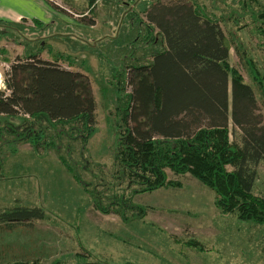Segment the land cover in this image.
<instances>
[{"label":"trees","instance_id":"obj_1","mask_svg":"<svg viewBox=\"0 0 264 264\" xmlns=\"http://www.w3.org/2000/svg\"><path fill=\"white\" fill-rule=\"evenodd\" d=\"M89 1L92 5L96 0ZM257 1L239 3L252 16L264 49V6L256 11ZM145 18L165 46L149 62L128 66L125 82L131 91L117 88L115 160L128 184L138 186L127 200L132 202L137 193L180 187L182 182L171 178L170 170L190 174L211 188L222 214L264 225V195L255 192L258 167L264 162V119L259 112V104L264 105V73L255 59L242 56L249 83L231 65L232 44L222 17L197 0H156ZM243 26L247 23L239 28ZM60 57L44 59L41 51L33 50L16 57L0 88L6 133L14 135V141L24 140L36 153L57 148L64 136L87 144L97 127V101L89 77L63 67L60 61L66 59ZM60 158L68 165L64 156ZM127 200L120 194L122 209L96 205L121 213L125 220L130 208L134 219H145L147 208ZM44 216L40 206H7L0 210V231L31 226ZM184 243L198 252L207 250L193 237ZM79 261L74 264H143L98 257ZM5 264L44 263L37 257Z\"/></svg>","mask_w":264,"mask_h":264},{"label":"rangeland","instance_id":"obj_2","mask_svg":"<svg viewBox=\"0 0 264 264\" xmlns=\"http://www.w3.org/2000/svg\"><path fill=\"white\" fill-rule=\"evenodd\" d=\"M46 1L54 10L60 7L58 4L67 7L69 10L61 6L60 12L65 13L69 21L61 20L59 14L52 16L46 31L50 39L46 35L44 38L31 36V30H27L34 25L29 23L24 30L27 34L21 36L22 41H17L18 46H13L7 41L12 39L7 38L0 42V47L7 45L8 50L14 47L10 50L14 59L22 58L24 52L46 47L44 57L52 59L57 53L51 55L48 50L53 46L58 49L56 42L62 48L65 46L59 37L54 38L55 33L77 38L78 43L71 41L74 49L67 41L66 48L71 47L67 54L71 56L69 62L74 61L76 67L89 71L86 75L97 101L98 122L87 144L64 136L63 142L57 141L59 150L51 148L36 153L30 144L20 139L14 141V135L6 133V118L0 115V210L23 204L40 206L45 211L44 218L34 220L31 226L0 231V263L31 256L40 258L44 264L57 260L74 264L80 262V257L143 264H264V225L240 220L234 214H222L214 203V191L190 174L176 175L169 170L171 178L182 182L180 187L137 193L132 202L127 200L138 186L128 184L115 160L117 88L123 86L122 92L131 91L125 82L128 65L140 64L138 59L148 62L149 54L158 45L164 47L157 29L152 32L155 41H159L155 48H137L135 42L132 48L127 41V37L141 39L148 33L140 16L145 18L146 5L156 0H138L130 9L131 3L126 4L129 0H99L94 6L83 9H76L65 0H57V5ZM197 1L222 17V27L232 44L231 65L252 83L242 56L255 59L264 73V49L252 16L240 8L239 0ZM254 5L256 11L260 10L264 0ZM88 10L89 14L85 15ZM71 21L82 27L76 28ZM244 23L247 26L239 28ZM100 29L106 30L105 35L95 45L92 38ZM82 54L85 57L82 58ZM89 55L92 56L90 62ZM9 69L10 64L0 65L3 77L0 88L4 87L5 73ZM119 81H123V85ZM259 112L264 119L262 103ZM60 155L67 159L68 165ZM255 192L264 195V162L258 167ZM120 194L124 195L126 203L144 205L148 213L145 219H134L130 208L125 210V220L120 217L121 213L97 207L96 204L122 209L118 203ZM190 237L203 243L207 250L191 249L184 243Z\"/></svg>","mask_w":264,"mask_h":264},{"label":"crops","instance_id":"obj_3","mask_svg":"<svg viewBox=\"0 0 264 264\" xmlns=\"http://www.w3.org/2000/svg\"><path fill=\"white\" fill-rule=\"evenodd\" d=\"M65 2L69 3L71 6L76 7V9L77 8L83 9L84 7L89 6V4H90L89 0H65ZM137 2H139V1L138 0H135V1L129 0V2L126 4L129 6L131 3V5L128 7L130 9V8H132V6L135 7V5H137ZM153 3H154V1L153 2L150 1L145 7V11L150 9V7L152 6ZM59 8L54 10L52 8V5L50 6V3L46 0H0V42L1 41L3 42L5 40H7L8 37H10V39H12L13 41L12 40L11 41L7 40V41L11 42V44L13 46H18L19 42L17 43V41H22L21 36H24L25 34H27V33L24 34V30L27 28L25 25H28L29 23H32L34 25L33 28H28L29 30H27L28 32L31 30V32H32L31 36H37V38H44V36L46 35V31L49 29L48 24L51 23V22L50 23H47V22L51 20L52 16L59 14V15H61V20H68L65 13L60 12L61 8L60 9ZM142 15H143V13H142ZM140 18L142 19L143 23H145V24H143V26L144 27L146 26V28H147V29L145 28V31L149 29L148 33H146V35L144 33L143 37L141 39L138 37L134 38L135 36L134 37H127L128 45H131L133 48V42H135L136 43L135 47H137V48L141 47L142 49H145L147 46L155 48V43L156 42L158 43L159 41L157 39L155 41V38H154L155 36L152 35V32H153L152 25L147 23L146 19L143 16L142 17L140 16ZM35 21H36V23H35ZM71 22L73 23L72 25H74L76 28L82 27L81 25H78V24L75 25L76 22H74V21H71ZM97 25H99L98 21L96 22L95 26H97ZM75 30H77V29H75ZM140 30L143 32V29L141 27H140ZM104 31H106V30L97 31L96 32L97 36H93L92 41H94L95 45H96V43H100V40H101L100 38L104 37V35H105ZM156 31L157 30H155V32ZM157 34L159 35L160 33L158 32ZM158 35H157V37H158ZM147 36H149V37H147ZM58 37L62 40L61 42L65 46H63V48H62V45H60L59 43L56 42L58 49H56V46H53L51 49L48 50V53L52 55L56 52L57 57H60L61 55H63L64 59H66V60H61V61L67 62L66 64L63 62L62 63L60 62V64L63 67L68 68V69L73 70V71H79V72L87 74L89 72L88 70H86L83 67H76V64L74 61L69 62V60L71 59L70 58L71 56L69 54H67V51H69L71 49V47L66 48L67 41L68 42L74 41L75 43H78L79 40L77 38L72 37V36L71 37H64V34L55 33L54 38H58ZM130 38H134V39L130 40ZM148 38H149V40L146 41L145 39H148ZM144 41H146L148 43L145 45L143 43ZM48 42L50 43L51 40H48ZM72 42H71V46H72V49H74ZM142 44H144L145 46L143 47ZM164 46H165V43H164ZM7 48H8L7 45H1V47H0V49L2 50L1 54H0V65L1 66H3L4 64H10L13 61V59L15 58V57H12L11 53H10V50H14L15 48L13 47V49L11 48L10 50H8ZM53 48L56 50H53ZM129 48H130V46H128V49ZM163 48L164 47H162V45L161 46L158 45V47L156 49H154L151 52V54H149L150 55L149 61L152 59L153 55L156 52L161 51ZM46 49H47L46 47L40 49V51L43 50V51H41V57L44 59H48V60L54 59L53 55H52V57H53L52 59H50L47 56L44 57V55H45L44 52L46 51ZM83 51H85V50H83ZM85 52H89V51H85ZM83 54L81 55L82 58L85 57V55H83ZM139 57H140V55H139ZM88 58H89L88 62H90L92 56L89 55ZM8 59L10 60V62H7ZM138 60L140 61V63H145V60H143V61H141V59H138ZM82 62H84V59L81 60L80 63H82ZM15 229H18V228H15ZM11 231H13V230H11ZM29 258H34V257H31V256H28L26 258L25 257H19V258H15L13 260H9V261H6V262L0 263V264H5L8 262L18 260V259H29Z\"/></svg>","mask_w":264,"mask_h":264},{"label":"built area","instance_id":"obj_4","mask_svg":"<svg viewBox=\"0 0 264 264\" xmlns=\"http://www.w3.org/2000/svg\"><path fill=\"white\" fill-rule=\"evenodd\" d=\"M50 1H53L56 5L58 4V1L57 0H50ZM99 0H96V3L98 2ZM96 3H94V4H96ZM94 4L92 5V6H94ZM58 6H62L63 8H65V9H68L67 7H64L63 5H60V4H58ZM61 7V8H62ZM69 10V9H68ZM72 14L73 15H75V16H77V15H79V14H77V13H75V12H72ZM89 14V10L87 11V12H85V15H88Z\"/></svg>","mask_w":264,"mask_h":264},{"label":"clouds","instance_id":"obj_5","mask_svg":"<svg viewBox=\"0 0 264 264\" xmlns=\"http://www.w3.org/2000/svg\"><path fill=\"white\" fill-rule=\"evenodd\" d=\"M2 81H3V77L2 75H0V84H2Z\"/></svg>","mask_w":264,"mask_h":264},{"label":"bare ground","instance_id":"obj_6","mask_svg":"<svg viewBox=\"0 0 264 264\" xmlns=\"http://www.w3.org/2000/svg\"><path fill=\"white\" fill-rule=\"evenodd\" d=\"M1 74V73H0Z\"/></svg>","mask_w":264,"mask_h":264}]
</instances>
